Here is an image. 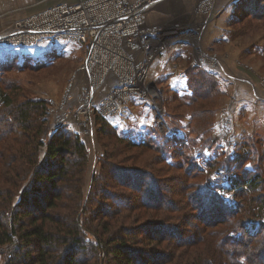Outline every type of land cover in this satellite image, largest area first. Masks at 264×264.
I'll return each mask as SVG.
<instances>
[{
    "label": "trees",
    "instance_id": "obj_1",
    "mask_svg": "<svg viewBox=\"0 0 264 264\" xmlns=\"http://www.w3.org/2000/svg\"><path fill=\"white\" fill-rule=\"evenodd\" d=\"M263 3L241 0L240 20L257 19L264 31ZM18 68L0 63V72ZM185 76L191 124L203 131L217 81L192 64ZM47 104L0 80L1 264H264L260 158L247 170L239 152L224 168L228 183L212 186L177 145L134 142L94 115L101 154L85 191L88 149L66 126L45 132Z\"/></svg>",
    "mask_w": 264,
    "mask_h": 264
},
{
    "label": "rangeland",
    "instance_id": "obj_2",
    "mask_svg": "<svg viewBox=\"0 0 264 264\" xmlns=\"http://www.w3.org/2000/svg\"><path fill=\"white\" fill-rule=\"evenodd\" d=\"M201 1L162 0L147 10L153 11L154 21L166 34L165 47L150 64L149 82L157 91L150 88L146 99H132L133 111L105 119L134 142L150 141L169 149L177 145L209 172L212 186L218 181L226 185L229 179L222 175L224 168L239 152L249 156L243 166L247 170H252L257 158L260 163L264 161V31L257 19L248 20L250 25L240 20L241 0H209L200 5L204 10L198 11ZM132 53L143 59L141 52ZM82 58L81 48L65 43L0 46V63L14 61L19 66L0 72V80L15 81L31 96L45 100L48 107L57 108L72 79L84 78L76 72ZM211 60L215 63L210 64ZM188 64L202 66L213 75L220 92L210 105L212 122L203 131L194 129L186 105L190 95L185 76ZM235 74L237 79L233 78ZM69 104L75 105L74 99ZM50 121L47 116L46 133L50 132ZM160 122L167 128H162ZM91 129L92 134L87 136L65 129L81 134L89 152L85 191L91 174L98 171L101 154L94 120ZM173 133L178 139L170 138ZM164 154L169 162L174 161L169 150ZM225 200H231L230 193H226Z\"/></svg>",
    "mask_w": 264,
    "mask_h": 264
},
{
    "label": "built area",
    "instance_id": "obj_3",
    "mask_svg": "<svg viewBox=\"0 0 264 264\" xmlns=\"http://www.w3.org/2000/svg\"><path fill=\"white\" fill-rule=\"evenodd\" d=\"M160 1L61 2L17 19L1 31L3 46L65 43L83 51L76 72L84 78L74 77L59 106L48 107L50 131L66 126L81 136L91 135L94 115L115 118L132 99L148 97L150 64L165 47L166 34L160 27L146 24V13ZM205 3L209 0L201 1L197 10ZM132 50L141 52L143 59ZM72 99L75 105L69 104Z\"/></svg>",
    "mask_w": 264,
    "mask_h": 264
},
{
    "label": "crops",
    "instance_id": "obj_4",
    "mask_svg": "<svg viewBox=\"0 0 264 264\" xmlns=\"http://www.w3.org/2000/svg\"><path fill=\"white\" fill-rule=\"evenodd\" d=\"M79 0H28V1H21V0H0V33L1 31H4L11 25V23L17 19H21L32 12L39 11L41 9H44L46 7H49L51 5L65 2L68 4H75ZM148 12V11H147ZM153 11L146 13V24L150 27H160L161 25L154 21L156 18L152 17ZM149 14V15H148ZM1 48L3 45H0ZM83 59V58H82ZM82 61V60H81ZM150 75V73H149ZM237 75H233V78L237 79ZM132 106V100L130 101V104L127 108L124 110V114L126 112L133 111ZM121 115V114H119ZM118 115V116H119ZM116 118V117H115Z\"/></svg>",
    "mask_w": 264,
    "mask_h": 264
},
{
    "label": "water",
    "instance_id": "obj_5",
    "mask_svg": "<svg viewBox=\"0 0 264 264\" xmlns=\"http://www.w3.org/2000/svg\"><path fill=\"white\" fill-rule=\"evenodd\" d=\"M150 88H152L154 91H157L155 85H153V84H151V83H150Z\"/></svg>",
    "mask_w": 264,
    "mask_h": 264
},
{
    "label": "bare ground",
    "instance_id": "obj_6",
    "mask_svg": "<svg viewBox=\"0 0 264 264\" xmlns=\"http://www.w3.org/2000/svg\"><path fill=\"white\" fill-rule=\"evenodd\" d=\"M205 5H206V4H205ZM201 8L203 9V7H202V6L200 7V9H201ZM163 52H164V51H163ZM201 59H202V57H201Z\"/></svg>",
    "mask_w": 264,
    "mask_h": 264
}]
</instances>
